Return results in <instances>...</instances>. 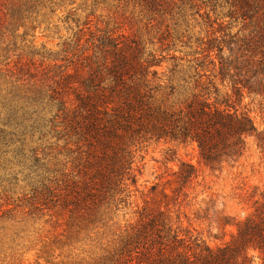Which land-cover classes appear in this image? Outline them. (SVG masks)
Wrapping results in <instances>:
<instances>
[{"label": "trees", "instance_id": "16d2710c", "mask_svg": "<svg viewBox=\"0 0 264 264\" xmlns=\"http://www.w3.org/2000/svg\"><path fill=\"white\" fill-rule=\"evenodd\" d=\"M197 1L181 0L180 8L186 5L199 14L207 5ZM213 1L208 6L220 0ZM221 1L223 18L239 20L242 33H213L188 65L169 57L166 73L159 71L163 57L145 53L139 42L123 35L92 33L88 17L74 42L63 43L56 54L12 58L7 48L0 49V139L6 146H19L16 157L30 162L29 169L42 168L38 151L43 143H62L57 155L67 159L60 175L69 213L92 226L99 224L101 209L127 205L128 189L139 172L136 154L150 143L195 144L202 164L214 171L242 157L246 137L255 135L264 146V136L232 102L244 92L264 94V0ZM11 4L6 16L12 28L38 14L40 7H56L53 0ZM136 5L149 21L165 15L174 19L172 0H136ZM112 18L117 20V15ZM191 70L193 75L186 76ZM28 140L39 147L27 155ZM173 176L168 184L172 196L165 188L158 191L157 184L151 187L150 202H144L138 221L119 237L110 264L126 261L124 255L130 264H252L250 251L264 256V203L255 204L235 224L228 243L212 248L186 240L179 215L173 222L161 209L160 203L169 200L181 207L178 201L197 171L182 163Z\"/></svg>", "mask_w": 264, "mask_h": 264}, {"label": "rangeland", "instance_id": "374dc122", "mask_svg": "<svg viewBox=\"0 0 264 264\" xmlns=\"http://www.w3.org/2000/svg\"><path fill=\"white\" fill-rule=\"evenodd\" d=\"M172 1L176 3L173 20L165 15L149 21L136 0H53L56 7H40L38 14L12 28L6 13L13 0H0V49L7 48L12 58L23 55L30 59L32 52L56 54L63 43L74 42L88 17L92 33L123 35L139 42L145 53L163 57L159 71L166 73L171 65L169 57L183 59L186 66L205 47L201 43L213 38V33L216 37L222 31L239 36L243 31L239 20L223 18L226 9L218 7L224 4L221 0L215 7L208 6L213 0H198V4L207 5L199 14L186 5L180 8L181 0ZM180 10L184 14H178ZM114 14L117 20L112 18ZM185 75H193V70ZM232 102L238 113L246 114L256 132L264 136V94L244 92L242 99ZM245 143L246 150L237 162L226 163L215 171L202 164L195 144L150 143L142 147L136 154L139 172L135 186L128 189L127 205L101 209L99 224L90 226L69 213L71 207H65L60 173L67 159L57 155L62 143H43L42 151H38L43 157L42 168L29 169L30 162L24 164L16 157L15 148L19 146H6L0 139V264H110L109 254L118 249L119 237L138 221L144 202H150L151 187L157 184L158 191L165 188L172 196L168 184L182 163L193 166L197 178L180 197V210L170 200L166 202L168 206L162 201L161 209L170 214L173 222L179 215L186 240L196 239L212 248L226 244L236 233L235 224L246 219L255 204L264 203V146L258 145L255 135L246 137ZM36 147L39 144L35 140H28L25 153L28 155L29 149ZM249 255L252 264H264L261 252L252 250ZM123 257L126 261L121 264H130L126 255Z\"/></svg>", "mask_w": 264, "mask_h": 264}]
</instances>
